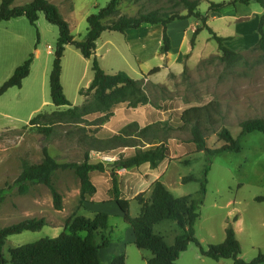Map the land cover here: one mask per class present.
Returning a JSON list of instances; mask_svg holds the SVG:
<instances>
[{
  "label": "rangeland",
  "instance_id": "374dc122",
  "mask_svg": "<svg viewBox=\"0 0 264 264\" xmlns=\"http://www.w3.org/2000/svg\"><path fill=\"white\" fill-rule=\"evenodd\" d=\"M32 0H15L14 6H24ZM58 6L69 23L72 35L83 41L89 28L90 15L105 8L110 0H49ZM179 0H120V16L137 17L161 7L167 10L176 7ZM198 10L206 17L207 26L214 33L226 39L227 48L240 54L233 62L222 60V52L216 40L207 29H203L192 46L196 30L204 23L191 18L189 41L191 48L181 58V73H171L165 77V84L153 82V75H145L134 57L124 60L120 57L112 67L97 59L100 66L110 74L126 73L139 81L149 96L147 106L132 108L128 104L115 106L105 114H93L84 118L80 124H60L53 126L51 132H42L44 124L33 127L30 121L40 114L66 111L68 107L57 109L52 102L50 76L55 60L59 28L49 23L41 13L33 26L26 17H19L0 23V89L13 76L15 70L27 60H32L30 74L23 80L20 88L9 89L0 96V229L21 222L27 218H45L47 226L38 232H25L9 238L4 254L12 248L38 242L46 237H58L68 232V221L75 216L93 217V212L79 204L80 179L73 168L86 163L98 167L91 173L92 183L98 192L94 201L110 199L112 181L116 179L123 195L137 197L142 194L149 200L154 183L160 180L176 198L192 196L198 199L206 168L207 193L200 207V218L193 227L197 239L204 248L223 243L226 228L231 224L238 231L242 247L241 257L245 261L256 258L264 252V202L256 201L264 197V134L255 132L243 135L240 123L244 120L264 119V52L256 49L260 40L259 27L264 16V6L251 0H199ZM2 0H0L1 7ZM224 4L220 12L210 11L212 4ZM182 15H187L183 11ZM120 34V33H118ZM105 40L110 32L103 33ZM68 48V47H67ZM118 49L127 53L121 43ZM150 49L154 50L152 46ZM40 51V55L37 52ZM128 54V53H127ZM92 58L89 63L82 53L70 46L62 59L61 82L65 95L73 107H81L85 100L92 99L87 89L94 79ZM155 57L142 67L144 71L159 66ZM160 86V87H159ZM84 89V96L80 90ZM89 94V95H88ZM212 100L222 105V122L208 137V148L216 150L224 146L218 134L222 127L229 129L235 139L240 140V153H223L211 158L207 153H197L190 133L172 132L165 139L170 144L169 159L161 162L156 169L143 164L132 169H124L119 163L134 157L140 150L149 147L141 142L131 127L157 124L167 121L175 123L182 110L206 104ZM130 132L128 141L138 147L118 148L98 153L91 147L92 137L107 140ZM125 134V133H124ZM161 136V135H160ZM45 151L59 164L53 175L56 191L62 196L63 210L54 208L53 196L44 184H32L26 194H20L15 182L23 171L24 163L40 164ZM195 177V181L183 182L185 178ZM140 213V205L133 202L131 216ZM242 217V222L234 218ZM122 219L113 218L112 230L117 225L123 227ZM176 222H162L154 233L164 237L172 246L180 234ZM107 233V232H106ZM101 242V237L97 239ZM189 249L200 250L195 244ZM201 254V253H200ZM203 257V256H202ZM206 258V257H205ZM226 264L234 261L223 259ZM179 264V260H178Z\"/></svg>",
  "mask_w": 264,
  "mask_h": 264
},
{
  "label": "trees",
  "instance_id": "16d2710c",
  "mask_svg": "<svg viewBox=\"0 0 264 264\" xmlns=\"http://www.w3.org/2000/svg\"><path fill=\"white\" fill-rule=\"evenodd\" d=\"M239 1V0H237ZM248 3L251 0H240ZM264 6V0H255ZM15 0H2L0 7V23L10 21L19 17H26L35 26L39 20V15L43 13L46 20L59 28V39L56 44L55 60L50 76L51 98L57 109L68 107L66 111H56L52 114H40L30 121L33 127L44 124L42 132H51L53 126L60 124H80L85 117L93 114L107 115L112 108L121 104H128L132 108L147 106L150 103L149 96L141 87L139 81L132 79L124 72L117 74L106 73L98 63L95 53L97 42L101 35L106 32H118L124 34L128 30L138 29L144 24L162 25L164 27L163 45L161 53L167 54L171 51V39L167 33V26L171 23L197 19L204 23L203 28L195 31L192 39V46H195L196 38L203 29H207L212 38L217 41L219 50L222 52V60L233 62L240 57V54L227 48L226 39L217 36L214 31L207 26L206 17L198 10L199 0H179L175 8L179 10H167L164 7L147 13H140L137 17L120 16V0H110L105 8L88 17L89 25L87 35L83 41H77L72 35L69 23L61 14L59 8L49 0H32L24 6H14ZM225 7L224 4H212L210 11L218 13ZM187 11V15H182ZM260 40L256 49L264 52V16L259 27ZM67 46L76 47L86 59L93 60L92 70L94 79L87 89L92 99H86L81 107H73L67 99L61 82L62 59ZM32 60H27L18 67L13 76L0 89V96L9 89L22 86L23 80L30 74ZM160 72V68H154L149 75ZM160 87V86H159ZM84 89L80 90V95L84 96ZM88 94V95H89ZM223 116L220 102L212 100L203 105L190 106L178 113L175 123L161 121L157 124H148L144 127L136 125L131 127L137 133L141 142H145L149 147L140 150L134 157L119 163L124 169H132L143 164H149L152 169L158 168L159 164L169 159L171 149L170 144L165 139L172 132L190 133L192 143L197 153H207L211 158L223 153H240L242 150L240 140L235 139L229 129L222 127L218 136L225 144L219 149L208 148L209 135L221 125ZM243 135L255 132L264 134V119L255 118L244 120L240 123ZM125 133V134H124ZM161 135V136H160ZM130 132L123 131L122 135L114 136L107 140H99L92 137L90 147L98 153H105L118 148L138 147L134 141H128ZM90 153L86 154V163L82 166L74 165L73 168L80 179L79 204L81 207L85 203H94L93 198L98 192L97 187L92 183L91 173L96 168L105 171V167L100 164L98 167L90 165ZM61 168L49 154L45 151V158L40 164L24 163L23 171L15 186L20 194H26L32 184H44L53 196L54 208L57 211L63 210L62 196L56 191L53 184L54 173ZM209 168H206L204 181L201 183L199 198L192 196L176 198L173 196L164 183L155 181L149 200H144L143 195H138L135 200L141 206V213L138 217L131 216V201L126 199L116 179L112 181L110 199L104 203L114 202L122 214L127 227L132 228L135 241L134 245L139 250L149 251L152 257L150 264H178L180 255L187 251L190 244H195L202 256L213 261L220 262L223 259H231L234 264H264V252H259L258 256L251 261H245L242 255V247L237 239L236 230L233 225L226 228V238L219 245H210L204 248L195 236L193 227L200 218V207L203 205L204 197L207 193V175ZM195 181V177L185 178L183 182ZM2 191H0V194ZM3 197L0 196V202ZM264 202V197L256 199ZM113 217L107 213H93L92 218L86 216H75L68 221V232H63L58 237H46L38 242L26 244L12 248L8 251L9 257L4 254V248L9 238L21 235L25 232H38L47 226L45 218H27L16 224L0 229V264H102L100 252L107 248L112 241V221ZM238 217L234 218L237 222ZM162 222H176L180 228V234L175 238L172 246H169L164 237L154 233L156 225ZM107 232V233H106ZM99 236L101 242H98ZM112 264H126V255H120L113 259Z\"/></svg>",
  "mask_w": 264,
  "mask_h": 264
},
{
  "label": "crops",
  "instance_id": "0c3cea01",
  "mask_svg": "<svg viewBox=\"0 0 264 264\" xmlns=\"http://www.w3.org/2000/svg\"><path fill=\"white\" fill-rule=\"evenodd\" d=\"M193 24L194 23H192L191 19H187L171 23L167 26V33L171 39L172 46L171 51L167 54L161 53L164 35V27L162 25L144 24L140 28L128 30L124 34L106 31L110 32V35L105 40L103 39L104 35H101V38L97 42L95 57L100 59L101 62L106 61L105 65H110L112 71H115L114 69L116 68H114V63L118 57L127 60V58H131L132 56L142 73L145 75H149L154 68L159 67L160 72L153 75V82L165 84V77H167L170 72L176 74L181 73L182 61L179 60H181L183 53L191 48L189 35ZM120 43L126 47L128 54H124V52L118 49V44ZM152 46L155 47L154 50L150 49ZM67 47L69 48L70 46ZM68 48H66V50ZM37 55H40V51L37 52ZM155 57L161 61L159 66L144 71L142 67L149 64V62ZM84 60L89 63L91 59L84 58ZM101 68L108 73L103 64L101 65ZM123 196L131 201L132 209L133 202H137L135 197H130L128 195ZM85 209L90 210L93 213H107L113 218L117 217L122 219L124 222V215L114 202L104 203L101 201H95L94 203H87ZM241 222L242 217L238 218L237 224ZM158 225H156L155 228ZM236 235L238 238L237 229ZM112 236L113 238L110 245L100 252L102 264H112L115 257L123 254L126 255V264H150L149 259L152 257V254L149 251L139 250L134 245L135 235L132 228L127 227L126 224L123 227L117 225L116 227H113ZM225 238L226 236L223 238V242ZM189 248L180 255L179 264H226L224 261L216 262L209 258H205L204 256L202 257L199 251ZM231 264H234V262Z\"/></svg>",
  "mask_w": 264,
  "mask_h": 264
}]
</instances>
